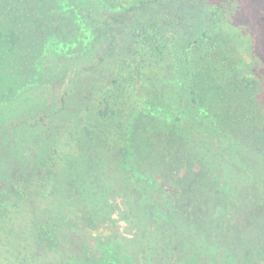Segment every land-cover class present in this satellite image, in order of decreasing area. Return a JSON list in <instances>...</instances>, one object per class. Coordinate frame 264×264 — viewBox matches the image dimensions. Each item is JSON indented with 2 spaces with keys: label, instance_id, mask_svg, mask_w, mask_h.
<instances>
[{
  "label": "trees",
  "instance_id": "trees-1",
  "mask_svg": "<svg viewBox=\"0 0 264 264\" xmlns=\"http://www.w3.org/2000/svg\"><path fill=\"white\" fill-rule=\"evenodd\" d=\"M113 1L98 55L33 87L1 78L0 264H264V73L242 1ZM26 18L0 26L7 53Z\"/></svg>",
  "mask_w": 264,
  "mask_h": 264
},
{
  "label": "rangeland",
  "instance_id": "rangeland-1",
  "mask_svg": "<svg viewBox=\"0 0 264 264\" xmlns=\"http://www.w3.org/2000/svg\"><path fill=\"white\" fill-rule=\"evenodd\" d=\"M17 1L21 3L20 0ZM58 1L60 2V0H55V2L54 0H28L27 3L22 1L25 7L31 6V9L20 13V7L16 8L15 13H9L3 11L0 6V26L8 27L10 15L18 18L27 17L29 21L31 19L34 21V24L25 22V26L28 25L25 29L23 28L25 30L23 36L20 32L16 33L19 39L16 40V45H12L13 51L7 53L6 45L3 47L0 45V88L4 87L3 84H9L1 78L8 77L10 73L15 77L14 88L33 87L48 76L47 68L56 62L65 61L67 58L84 52H96L98 55L100 51L107 48L97 47L95 42L103 40L97 32L99 28L105 26V19L108 15L120 13L113 0H101L95 8L89 6L84 10H80L79 0H64L61 2L62 5ZM241 1L242 16L238 18L242 23L252 27L253 38L255 37L256 42L253 53L254 55L261 53L262 56L256 65L261 64L264 73V0ZM8 2L9 0H0V5L5 6ZM94 9H97V12ZM54 17H56V22H53ZM108 25L117 36L116 41L119 47L116 52L112 53L116 55L123 52L121 42L126 39L127 34L115 21L110 20ZM15 29L18 31L21 26L18 25ZM4 39L8 40V38H1L0 41ZM105 40L110 41L109 38ZM70 64L80 65L82 62L76 60L67 62V67ZM97 67L102 69V66ZM54 110H56L55 107ZM49 112L51 113V110ZM59 122L65 123L63 119ZM226 132L237 135L234 128Z\"/></svg>",
  "mask_w": 264,
  "mask_h": 264
}]
</instances>
